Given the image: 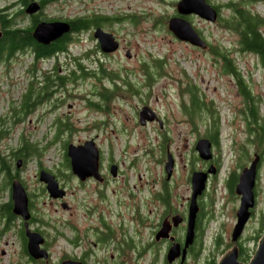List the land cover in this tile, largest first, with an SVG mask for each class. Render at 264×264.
Returning a JSON list of instances; mask_svg holds the SVG:
<instances>
[{
	"label": "rangeland",
	"instance_id": "obj_1",
	"mask_svg": "<svg viewBox=\"0 0 264 264\" xmlns=\"http://www.w3.org/2000/svg\"><path fill=\"white\" fill-rule=\"evenodd\" d=\"M13 1L15 0H0V6ZM176 2L177 0H67L62 8L47 9L46 16L59 15L54 11L60 10L61 13L64 12L65 19L98 13L120 20L102 27L117 38L120 49L114 56L106 57L94 49L96 41L88 38V35L84 38L75 36L68 45V57L60 56L44 66L63 68L65 65V69H68L66 73L70 74L69 78L72 80V83L66 85L69 98L59 111L65 112V122L70 130L53 141L50 140L53 131H48L53 115L44 117V114L41 115V108L33 115L22 113L26 97L30 96V101L33 102L37 93L35 86L29 85L26 88L29 77L25 69L29 68L31 57L24 58L19 54L1 62L0 119L11 127L13 113L21 105L22 122L16 130L11 128L10 138L0 141V154L10 157L17 150L20 146V130L25 142L31 144L39 154L43 153L40 161L31 157L22 164L20 170H16L14 160L12 174L19 173L17 180L24 184L26 191L39 196L35 204L50 226L65 232L62 226L65 223V211L60 208L55 211V203L42 191L43 184L38 181V167L42 164L45 170L57 177L59 184H65L66 181L71 186L77 184L68 177L64 165V146L67 143L81 144L90 135L95 139L103 157L106 159L109 156V160L112 159L119 166L121 176L118 181L143 186L145 193L161 188L165 181L168 182L167 188L172 197L184 202L191 194L189 170L203 167L193 149L194 140L205 138L207 127L212 124L211 118L214 117L217 119L219 142L214 145L213 154L219 173L207 184L206 195L200 202L205 212L200 223L203 229L200 259L189 258L184 264H208L212 256L220 259L222 248L219 247L221 242H217L219 237L223 242L229 243L224 251L229 248L239 204V198L231 185L236 184L234 181L238 180L241 170L248 167L257 154L259 162L254 189L255 207L239 243L243 252H248L253 257L260 238L264 236V131L262 145L258 148L245 98L236 87L235 78L223 72V62L214 50L228 55L231 66L239 72L241 86L249 92V98L254 100V112L263 125L264 64L257 55L242 50L237 35L222 23V19H228L232 15L231 6L241 5L244 0H207L219 9L220 21L216 23L194 15L185 18L211 44L213 53L210 54L178 41L167 30V21L176 15ZM243 5L264 20V3L260 0H251V3ZM14 18L19 27L28 26L25 15L23 17L16 14ZM261 32L264 34V27ZM126 51L130 52V58H126ZM156 62L161 63L158 69L155 67ZM106 71H114L122 80L129 81L137 90L136 96L104 90L102 84L111 86ZM189 89L192 93H189ZM104 94L107 95L106 99L103 97L105 100L101 98ZM192 95L207 108L213 109L215 115H208L206 109H203L199 117L190 118L191 113L186 114L187 117L185 109L190 107ZM57 97L60 98V94ZM68 105L72 107L68 108ZM145 106L155 113L161 126L158 121L146 122L144 125L139 123L138 114ZM196 112L194 109L193 113ZM38 113L40 114L37 115ZM160 130L166 134L164 137L160 135ZM45 136L49 139H44ZM163 144H166L165 149H162ZM167 153L172 154L175 161L169 179L164 170ZM5 184L4 175H0V204L6 202L10 195L9 191L2 189ZM224 184H228L229 188ZM80 197L82 198V194ZM150 222H154L151 217ZM3 228L4 222L0 220V264H16L19 261L16 238L12 231L3 233ZM62 248H65L64 241H60L55 249L56 255ZM2 251L5 252L4 255ZM152 259L151 253L141 264H151Z\"/></svg>",
	"mask_w": 264,
	"mask_h": 264
},
{
	"label": "flooded vegetation",
	"instance_id": "obj_2",
	"mask_svg": "<svg viewBox=\"0 0 264 264\" xmlns=\"http://www.w3.org/2000/svg\"><path fill=\"white\" fill-rule=\"evenodd\" d=\"M66 2L67 0H15L10 4L0 6V16H5V19L12 20L10 23L11 27H18L14 22V15L20 14L24 17L25 9L31 3H36L39 6V11L30 16L25 15L28 26H33V32L34 28L44 21L65 22L64 12L61 13L60 10H55V13L60 14L46 16V10L62 8ZM96 28L98 26L91 25L89 29L81 31L80 37L84 38L85 35H88V38L91 39L92 33ZM202 39L206 41L203 37ZM193 48L196 50L200 49L197 47ZM94 49L98 53L100 52L97 44ZM30 51L35 52L30 48L20 54L24 58L27 56L31 57ZM200 51L205 54L212 53L211 44L208 43L207 49H200ZM102 55L112 57L115 53ZM60 56L65 58L68 57V54L64 52L38 61L39 59H34L33 53L30 66L25 69L26 75L29 77L26 88L29 85L35 86L37 93L34 96L33 102L30 101V96H28L31 105L29 108L24 107L22 113L33 115L38 108H41V115L44 114V117L45 115H53V120L50 123L51 126L48 129L49 132L53 131V136L50 139L52 141L57 140L62 133L70 130L69 125L65 122V112H59L69 98V93L66 92V85L72 82H70V74L66 73L68 69H65V65L63 68H55L54 66L51 68L44 67L49 61L54 62ZM257 57L259 58L258 55ZM1 62L3 63L4 59H1ZM232 76L235 78V82H240V79H237L235 74H232ZM110 81L111 86L108 87L102 84V87L111 90L115 89L114 82ZM58 94H60V98L57 97ZM98 97H100V93ZM71 107V105H68V108ZM20 112L21 105L19 110L13 113L14 130L22 122ZM10 132L11 127H6L4 121L0 119V141L5 139L6 135H10ZM25 134L29 137L32 136L27 133ZM18 135L19 139L24 140L22 138V130H20ZM160 135L164 137L166 134L160 130ZM44 139L49 138L45 136ZM86 139L93 138L89 135ZM197 140V138L194 140L195 143ZM18 154L20 155L21 152L18 151ZM18 159L26 162L29 157L16 156L15 161ZM202 164L203 167L201 169L193 170L191 168L189 173L193 171L206 172L211 167L215 170V174L208 175L207 184H209L210 181H213L217 177L219 166L215 162V157L210 162L202 161ZM112 165H116V177H112L111 175ZM118 167L112 159L109 160V156L105 159L99 150L98 171L100 178L96 180L90 178L80 181L72 174L70 160L65 157V169L68 177L74 179L77 184L71 186L68 181L65 184H59V187L65 190L63 199H52L47 194L45 186L42 185V191L48 195L51 202L55 203V211H58L59 208L65 211V223L62 224L65 232L63 229L50 226L42 215L41 210L35 204V200L39 196L27 192L29 211L31 213L29 220L30 233L39 235L34 239L35 244L40 249L35 255H30L28 252V231L24 228L22 219L16 217V228L10 227L6 229V223L0 218L4 222L3 233L12 231L16 238L19 259L16 264H141L145 257L151 253L153 255L151 264H181V256L169 262L166 255L174 243L180 245L183 243L182 235L185 233V215H187L189 198L185 199L184 202L180 198H173L167 188L168 182L165 181L162 183L161 188L152 192L148 190V193H145L143 186L129 184L128 181H118V177L121 176V171ZM0 168L4 170L2 163H0ZM224 185L228 187V184ZM206 192L198 200L199 209L195 223V239L193 245L187 250V259L192 258L193 254H198L196 236L200 233V214L202 211L204 212V208L200 202L204 195H206ZM80 194H82V198ZM150 217L154 219V222H150ZM171 219L181 220L180 222L182 223L179 226L177 224L176 227H171L168 240L165 238L157 240L156 236L161 229L162 223H171ZM179 233H181V236H179ZM60 241L65 242V248H62V251L56 255L55 249L58 247ZM4 254L5 252L2 251V255Z\"/></svg>",
	"mask_w": 264,
	"mask_h": 264
},
{
	"label": "water",
	"instance_id": "obj_3",
	"mask_svg": "<svg viewBox=\"0 0 264 264\" xmlns=\"http://www.w3.org/2000/svg\"><path fill=\"white\" fill-rule=\"evenodd\" d=\"M176 13L178 16L171 17L167 21L168 31L179 41L189 43L192 46L206 49L207 44L201 39L199 34L195 31L192 25L185 20V16L196 15L199 18L215 23L218 19L217 10L209 5L205 0H179L176 3ZM39 10V6L36 3H31L26 9L27 15H32ZM71 26L64 22H41L32 32L33 39L43 45H49L70 33ZM3 36L0 24V40ZM93 37L96 39L100 51L104 54H111L118 50L119 43L111 33L105 32L100 28H97L93 32ZM126 58H130L129 51L125 52ZM158 121L157 116L149 107H143L139 112V123L144 125L146 122ZM161 125V122L158 121ZM195 150L198 157L204 161H209L212 158L211 143L207 139H199L195 145ZM66 155L71 161V169L75 176L81 181L88 177H99L97 159L98 150L95 142L89 140L82 145L74 146L69 144L66 149ZM167 161L164 164V170L166 172V178L169 179L173 170L172 156L167 153ZM259 161V157L255 156L254 160L250 163L249 168H244L239 177L238 184L235 186V193L240 196V205L236 212V225L233 228L231 234V241L236 243L241 236L245 224L251 216V209L255 204L254 198V186L256 178V168ZM21 162L17 161L16 167L20 168ZM111 173L113 176L116 174V167H111ZM213 174L214 170L209 169L206 173L193 172L190 178L191 182V197L188 206L187 215V228L184 240V246L181 255V264L185 259L186 249L193 243L194 240V228L196 215L198 212L197 199L202 195L205 190L207 174ZM39 181L46 185V189L51 197L62 198L64 191L59 189L58 183L55 177L45 171L39 173ZM11 199L13 202V213L21 216L24 221L29 219L28 211V199L27 195L21 185V183L15 180L11 185ZM172 220V219H171ZM181 220L173 219V225L176 226ZM27 229V223H25ZM171 229L170 222H163L160 231L158 232L156 239L168 238L169 231ZM28 252L30 255H35L39 251L34 239L38 237L37 234L29 233ZM180 245L174 244L168 251L167 259L172 262L180 255ZM239 249L236 244L226 251L217 264H264V236L260 239L254 256L248 263H242L238 261Z\"/></svg>",
	"mask_w": 264,
	"mask_h": 264
},
{
	"label": "trees",
	"instance_id": "obj_4",
	"mask_svg": "<svg viewBox=\"0 0 264 264\" xmlns=\"http://www.w3.org/2000/svg\"><path fill=\"white\" fill-rule=\"evenodd\" d=\"M252 1H259V0H252ZM263 1V0H260ZM245 3H251V0H244L243 4ZM235 5L231 6L232 15L228 19H222L223 25L228 28L231 32L235 33L238 37V43L242 50H245L247 52L254 53L259 56L262 64H264V34L261 32V28L264 27V20L258 15L253 14L249 11V9L245 8L244 5ZM66 22H69L71 25V32L62 38L58 39L57 41L51 43L49 46H42L36 43L31 35L33 26H27L24 27H11L10 23L12 20L5 19V16H0V23L3 30V36L0 40V60L5 59V61H8L15 57V54L21 51H24L25 49L32 48L35 52L34 53V59L38 60L40 58L48 57L52 55L54 52H66L67 47L70 43L73 42V37L78 35L81 31H84L85 29H89L91 25L96 26H102L103 24H110L113 21H115L112 18L95 14L91 17L88 16H82V17H75L74 19H65ZM119 21V20H118ZM164 22V21H163ZM216 53V56L221 59L223 62V72L227 74H235L237 78H240L239 72L235 70L231 66L230 59L226 53H222L218 50H214ZM160 62L155 63V67L158 69ZM108 76L110 78L112 77H118L116 74L109 73ZM236 87L238 88L240 94L245 98V101L247 103V108L250 111V118L252 123V128L256 132V144L258 148L262 145V133L264 131V125L261 122L260 118L256 115L254 112L255 109V102L251 98H249V92L245 90L240 84L239 81L236 82ZM189 93H192V90H188ZM118 92H115L116 94ZM123 93V92H121ZM133 93H136L133 91ZM102 97L107 98V95L104 94ZM31 103L29 102V97L24 101V107L29 108ZM197 110L196 113H193V110ZM203 109H206V111L209 114H214L215 112L211 108H207L203 103H201L198 98L195 95H192L191 97V105L189 108L185 109V115L188 113H191L190 118H196L200 116V113ZM187 116V115H186ZM188 117V116H187ZM212 124L207 127L206 130V138L214 145L218 144L219 138H218V128L216 125L217 119L214 117L211 118ZM166 148V144L162 145V149ZM20 152H23L27 155H34L36 157H40L41 154L38 153V151L31 145L24 143L22 149ZM261 155V154H259ZM3 160V161H2ZM0 163H2L3 168L5 170L6 176L8 177V180L12 179V176L10 174L11 169V163L10 161L5 160L4 158L0 157ZM237 180L234 181L236 183ZM9 184H5V187H7ZM235 184L231 185V189L234 188ZM233 192V190L231 191ZM12 203L11 201H8L3 205V212L5 217L8 220H11L14 218V215L11 211ZM204 213L202 212L200 215V218L204 217ZM13 222V220H12ZM199 227L201 228L200 224ZM260 238V237H258ZM201 237L198 236V240L196 242V245L198 246V251L201 246ZM244 249L240 248L239 253V260L241 262H248L250 259V255L248 252H243ZM208 264H215V258L212 259Z\"/></svg>",
	"mask_w": 264,
	"mask_h": 264
},
{
	"label": "bare ground",
	"instance_id": "obj_5",
	"mask_svg": "<svg viewBox=\"0 0 264 264\" xmlns=\"http://www.w3.org/2000/svg\"><path fill=\"white\" fill-rule=\"evenodd\" d=\"M75 37V36H74ZM11 109V108H10Z\"/></svg>",
	"mask_w": 264,
	"mask_h": 264
}]
</instances>
